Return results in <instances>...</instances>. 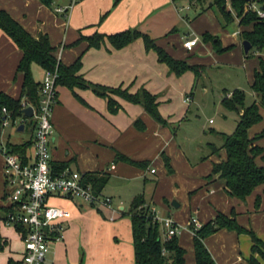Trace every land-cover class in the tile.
Instances as JSON below:
<instances>
[{"label": "crops", "instance_id": "0c3cea01", "mask_svg": "<svg viewBox=\"0 0 264 264\" xmlns=\"http://www.w3.org/2000/svg\"><path fill=\"white\" fill-rule=\"evenodd\" d=\"M67 3L68 0H53L47 6L39 0H0V9L32 37L47 36L59 63L70 65L79 58L77 74L87 87L56 86L51 112V165L54 169L68 167L82 174L106 176L100 192L111 199L110 207L52 199L53 205L68 210L70 216L62 222L61 238L50 242L41 264H134L131 221L126 213L132 199L140 195L158 216H168L179 226L176 237L177 244L185 251L183 264H195L193 234L189 228L191 217L204 224L217 214L233 215L237 225L264 243V184L256 186L243 200L230 196L218 173L208 177L213 164L225 160L224 149L212 154L207 143L205 159L196 161L202 156L198 153L191 163L177 139L179 128L190 112L196 86L205 92L209 85L203 81L206 66L238 45L245 56L241 33L250 26L239 25L234 18L238 29L228 33L224 25L229 22H223L214 6H206L209 0H79L64 13L54 11V7H64ZM125 30L147 34L173 59L197 67L199 75L195 76L191 70L178 75L170 71L152 49L145 48L141 38L120 48L113 47L106 37L97 47L88 43L87 38L95 34L108 36ZM186 38L197 39L191 50L182 46ZM206 53L214 61H209ZM21 55V50L0 28V93L12 99L19 98L21 92L23 74L17 71ZM253 56L256 63L249 88L258 57L263 54ZM32 74L40 82L43 70L33 65ZM92 85L107 90L100 94ZM110 89L129 94L147 91L155 97L164 124L156 122L140 104L109 93ZM229 95L230 91L224 90L219 95L220 101ZM108 98L117 104L112 110ZM259 112L263 118L264 109L260 108ZM33 121L23 114L9 121L1 127L0 143L32 142ZM258 123L248 129L249 137L264 129V126L260 130L252 128ZM8 128L15 129L6 131ZM26 129L30 137L23 139ZM254 144L262 148L255 163L264 166V145L261 139ZM22 155L28 160L32 145ZM7 207L0 155V215ZM203 244L215 264H250L251 256L264 264L259 254L251 253L252 241L245 232L218 229L205 237ZM22 252L18 232L1 227L0 264H7L9 259L19 261Z\"/></svg>", "mask_w": 264, "mask_h": 264}, {"label": "trees", "instance_id": "16d2710c", "mask_svg": "<svg viewBox=\"0 0 264 264\" xmlns=\"http://www.w3.org/2000/svg\"><path fill=\"white\" fill-rule=\"evenodd\" d=\"M44 5L50 6L53 0H39ZM199 1V0H198ZM204 1V0H201ZM247 0H209L206 6H214L220 13L223 22L227 23L234 18L238 19V24L250 26L249 30L241 33L242 40L250 43V49L246 56L255 53L263 54L258 57V66L253 73L250 90L254 94V99L249 105L244 104V92L235 89L229 96L221 99L222 107L235 113L237 121L234 131L230 135L222 134L223 141L220 146L209 143V150L213 153L223 148L225 160L213 164L208 177L218 173L225 181L226 192L233 197L243 200L258 185L264 184V166L257 165L255 158L262 153V148L254 142L264 135V129L253 137L248 136V129L258 123L262 116L260 108L264 109V18H257L255 13L245 11L244 5ZM264 10V0H258ZM228 6V8H227ZM0 28L11 38L15 45L21 50V59L17 65V71L23 74L20 96L12 99L0 93V130L3 120L1 108L9 113L10 121L22 115V104L36 106L39 95V81H36L32 74V66L36 65L40 69L53 70L57 66V84L73 87H87L81 77L77 74L80 68V60L77 58L70 65L56 63L53 56L54 48L50 45L45 34H38L32 37L4 10L0 9ZM106 37L115 48L123 47L136 38H141L146 49H152L160 62H163L170 71L181 74L186 70L199 75V70L195 66H189L184 61L173 59L163 49L156 46L153 40L145 33L137 30H125L112 35L103 36L95 34L88 37V43L97 47L102 39ZM98 93L104 94L107 88L92 85ZM126 100L140 104L145 111L158 123L164 124L157 111L155 97L145 90H140L135 94H129L124 90L110 89ZM108 106L112 110L117 104L108 98ZM115 106V107H114ZM32 142L22 145H7L12 152L23 154L25 149ZM26 158L24 159V161ZM165 166L170 171L167 158L164 157ZM85 178L89 181L95 192H100L107 178L102 174L87 173ZM264 192V190H263ZM259 198H256V206ZM143 197L136 196L130 203V209L126 213L131 221V231L133 238L134 264H183L185 251L177 244V237L169 240L162 239L160 225L152 221L149 216V209ZM192 244L195 264H215L209 252L203 244V239L214 233L218 229L234 230L237 233H247L252 241L251 253H257L264 259V243L259 240L251 231L245 230L236 224L233 215L224 216L217 214L213 219L201 224L199 228H192ZM250 264H259L252 256L249 258ZM7 264H21V261L9 259Z\"/></svg>", "mask_w": 264, "mask_h": 264}, {"label": "built area", "instance_id": "2783aa9c", "mask_svg": "<svg viewBox=\"0 0 264 264\" xmlns=\"http://www.w3.org/2000/svg\"><path fill=\"white\" fill-rule=\"evenodd\" d=\"M77 1L79 0H68L66 6H56L54 11L64 13ZM244 9L255 13L257 18H264V10L258 0H247ZM196 41V38H186L182 41V46L191 50ZM55 60L58 63V59ZM57 78V66L53 70H44L38 88L37 105L34 107L22 104L23 108H32V156L24 161V155L12 152L6 144L0 143L8 201L6 211L0 215V228L11 227L18 232L23 245L21 264H41L50 242L61 238L62 222L69 218L70 213L53 205L52 199L79 201L93 207L111 205L109 197L93 190L85 174L68 167L54 169L51 165V112L56 101ZM1 112L3 127L8 124L10 118L5 107L1 108ZM150 172H153V169ZM144 206L148 207L152 221L160 225L163 240L177 236L179 226L170 217L158 216L153 208L147 204ZM189 226L196 229L201 224L191 217Z\"/></svg>", "mask_w": 264, "mask_h": 264}, {"label": "rangeland", "instance_id": "374dc122", "mask_svg": "<svg viewBox=\"0 0 264 264\" xmlns=\"http://www.w3.org/2000/svg\"><path fill=\"white\" fill-rule=\"evenodd\" d=\"M224 28L231 34L238 29L237 23L234 20L225 24ZM205 57L209 61H214L211 54L206 53ZM255 63V57L253 55L244 56L241 46L238 45L226 53H222L219 60L206 66L203 81L209 85L205 92H203L202 87L196 86L189 108L190 112L177 133V139L184 148L186 157L191 163L196 160L195 157H198V153H201L202 156L200 157L201 159L199 158L196 161H200L202 158L205 159L206 154H204V151L207 143L218 147L223 141L221 135H230L234 131L237 121L236 115L222 107L219 95H223L224 90L232 92L235 89H239L244 92V104L249 105L254 99L248 83ZM109 93L118 95L111 91ZM263 126L264 117L252 128L260 130ZM14 129L8 128L6 131ZM25 132L26 136H22V138L28 139L30 137L28 129ZM13 139L19 140L17 138H12L11 140ZM259 139H261V143L264 145V135ZM197 146L198 149L201 147L199 151L197 150ZM125 205L127 204L125 203Z\"/></svg>", "mask_w": 264, "mask_h": 264}, {"label": "water", "instance_id": "95a60500", "mask_svg": "<svg viewBox=\"0 0 264 264\" xmlns=\"http://www.w3.org/2000/svg\"><path fill=\"white\" fill-rule=\"evenodd\" d=\"M241 44H242L243 51L246 54L249 51V49H250V43L247 40H242ZM22 114L25 117H32V108H31V106H26L25 108H23L22 109ZM171 204L175 205L173 202Z\"/></svg>", "mask_w": 264, "mask_h": 264}]
</instances>
